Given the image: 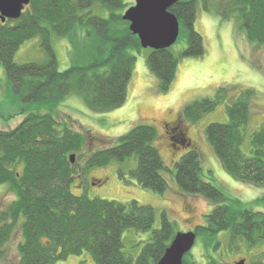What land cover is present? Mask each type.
I'll list each match as a JSON object with an SVG mask.
<instances>
[{"label":"trees","instance_id":"16d2710c","mask_svg":"<svg viewBox=\"0 0 264 264\" xmlns=\"http://www.w3.org/2000/svg\"><path fill=\"white\" fill-rule=\"evenodd\" d=\"M235 2L248 38L264 44V0ZM95 3L109 11V16L95 14ZM127 8L123 0H31L19 19L0 20V62L12 91L25 105L55 104L75 86L94 110L121 106L127 98L136 60L128 49L141 47L139 37L130 31V23L122 18ZM196 8V0H180L169 8L177 16L180 29L188 30L184 54L189 56L204 54L203 36L195 29ZM120 23L123 25L116 26ZM80 25L85 26V36L97 41L94 57L85 65L60 71L52 36H78ZM34 37L40 38L48 60L17 63L16 52ZM178 62L171 47L151 49L148 66L161 90L170 89ZM217 102L211 98L195 101L184 108L176 124L165 123L171 151L183 153L176 162V179L184 192L199 195L213 205L206 223L196 227L197 233L227 230L233 242L244 240L253 246L264 240V212H232L223 204L220 189L202 178L200 152L183 124V120L197 121ZM228 112L229 122L208 125L207 138L227 173L240 182L264 186V125L252 134V153L247 155L242 144L250 101L242 96L231 102ZM156 136L152 124H137L120 136L117 144L87 156L82 170L136 155L138 166L132 174L137 183L163 193L169 181L163 174L165 162L153 145ZM84 145L83 133L63 125L49 113L30 112L16 127H0V186L8 184L16 195L0 212V260L16 226L23 237L18 247L19 264H56L83 253H89L95 264H157L164 255L175 236L174 223L166 213L162 226L154 229L134 257L124 251L123 233L127 229H151L156 220L155 208L137 200L121 203L90 199L71 191L76 168L70 156L78 155ZM187 255L184 264H194L187 261ZM207 264L222 263L212 259Z\"/></svg>","mask_w":264,"mask_h":264},{"label":"rangeland","instance_id":"374dc122","mask_svg":"<svg viewBox=\"0 0 264 264\" xmlns=\"http://www.w3.org/2000/svg\"><path fill=\"white\" fill-rule=\"evenodd\" d=\"M123 1L128 8L135 5V0ZM196 5L195 29L203 36L204 54H184L188 47V30L182 27L177 42L171 47L179 59L177 72L170 89L163 91L148 66L151 48L130 47L128 52L136 56V60L127 98L121 106L110 110L92 109L75 86L63 100L55 104L33 102L25 105L7 83L5 68L0 62V127L14 128L30 112L53 115L63 125L85 136L83 150L75 154L76 173L71 186L74 194L121 203L137 200L155 208L156 220L151 229H127L123 233L124 251L134 257L138 256L154 229L162 226L164 213L173 221L176 234L195 231L197 226L206 223L207 214L213 209L212 203L199 195L184 192L179 186L176 162L183 153L171 151L165 129V123L175 120L183 114L187 105L195 101L205 98L218 100L214 109L204 113L197 121L183 120L187 134L201 155L202 178L220 189L223 204L229 206L232 212L244 209L264 212V186L240 182L227 173L206 133L211 123L229 122L228 108L231 102L242 96L248 98L250 118L244 128L242 149L251 155V136L264 125V44L248 38L235 0H196ZM92 11L104 17L109 16V11L99 3H95ZM78 27V36H52L60 71L76 64L85 65L94 57L97 41L83 34L85 26ZM48 58L39 37L27 40L15 54L17 63H43ZM141 123H149L156 128L157 136L153 145L159 149L165 162L167 169L163 174L169 181L165 192L144 188L137 183L132 174L138 166L136 155L124 160L115 158L107 165L82 170L87 156L117 144L120 136ZM10 191L8 184L0 186V212L16 198ZM22 240L21 231L16 226L3 247L0 264L20 263L18 247ZM263 252L264 243L252 246L244 240L233 242L229 231L224 230L216 234L198 232L194 247L186 255L187 261L194 264H207L212 259L222 264H234L241 257L247 259V264H254L264 263ZM56 264L95 262L89 253H83L69 256Z\"/></svg>","mask_w":264,"mask_h":264},{"label":"water","instance_id":"95a60500","mask_svg":"<svg viewBox=\"0 0 264 264\" xmlns=\"http://www.w3.org/2000/svg\"><path fill=\"white\" fill-rule=\"evenodd\" d=\"M180 0H135L122 15L144 48L168 49L178 40L180 22L169 8ZM31 0H0V20L19 19ZM75 162V154L70 156ZM197 239L196 231L177 232L157 264H184ZM243 264V263H240Z\"/></svg>","mask_w":264,"mask_h":264},{"label":"flooded vegetation","instance_id":"af4514ba","mask_svg":"<svg viewBox=\"0 0 264 264\" xmlns=\"http://www.w3.org/2000/svg\"><path fill=\"white\" fill-rule=\"evenodd\" d=\"M177 119H178V117H176L175 120L171 121V124H172V125L176 124ZM167 136H168V132H167ZM211 211H212V210H211ZM251 211H252V210H251ZM253 212H256V211H253ZM22 238H23V237H22ZM259 242H260V243H264V240L259 241ZM259 242H258V243H259ZM249 245H250V244H249ZM263 253H264V252H263ZM240 263L247 264V259H246L245 257H241V258H239V260H237V261L234 262V264H240ZM256 263H258V262H256Z\"/></svg>","mask_w":264,"mask_h":264}]
</instances>
